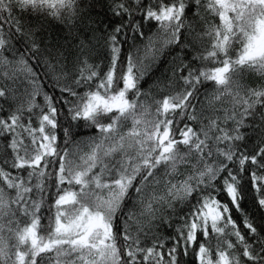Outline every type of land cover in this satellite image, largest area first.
<instances>
[{
	"label": "snow or ice",
	"instance_id": "6c2138e0",
	"mask_svg": "<svg viewBox=\"0 0 264 264\" xmlns=\"http://www.w3.org/2000/svg\"><path fill=\"white\" fill-rule=\"evenodd\" d=\"M0 264H264V0H0Z\"/></svg>",
	"mask_w": 264,
	"mask_h": 264
}]
</instances>
